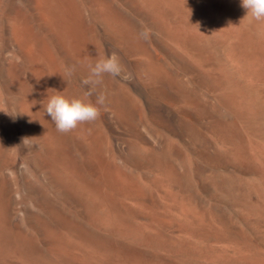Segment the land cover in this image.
<instances>
[{"label": "bare ground", "instance_id": "1", "mask_svg": "<svg viewBox=\"0 0 264 264\" xmlns=\"http://www.w3.org/2000/svg\"><path fill=\"white\" fill-rule=\"evenodd\" d=\"M245 15L0 0V264H264V24ZM112 53L121 74L85 84ZM56 94L99 117L57 131Z\"/></svg>", "mask_w": 264, "mask_h": 264}, {"label": "clouds", "instance_id": "2", "mask_svg": "<svg viewBox=\"0 0 264 264\" xmlns=\"http://www.w3.org/2000/svg\"><path fill=\"white\" fill-rule=\"evenodd\" d=\"M241 7L246 10V15L242 20H247L249 24H264V0H241ZM140 36L148 39V31L141 32ZM88 71L89 75L84 83L97 86L102 83L106 74L113 78L119 76L122 68L117 54L112 53L110 56L98 59L94 65H88ZM91 94V91L86 93L87 96ZM104 100L105 97L100 95L97 103L103 104ZM45 111L51 117L57 131L61 133L70 132L81 123L95 121L100 115L98 107L91 101L86 102L81 98L69 99L60 94L48 98ZM28 140L24 138L23 142Z\"/></svg>", "mask_w": 264, "mask_h": 264}]
</instances>
